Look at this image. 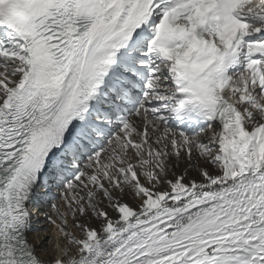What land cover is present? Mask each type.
<instances>
[{
  "label": "snow or ice",
  "instance_id": "6c2138e0",
  "mask_svg": "<svg viewBox=\"0 0 264 264\" xmlns=\"http://www.w3.org/2000/svg\"><path fill=\"white\" fill-rule=\"evenodd\" d=\"M0 264H264V0H0Z\"/></svg>",
  "mask_w": 264,
  "mask_h": 264
},
{
  "label": "rangeland",
  "instance_id": "374dc122",
  "mask_svg": "<svg viewBox=\"0 0 264 264\" xmlns=\"http://www.w3.org/2000/svg\"><path fill=\"white\" fill-rule=\"evenodd\" d=\"M45 227H47L48 231H44ZM45 227L39 228L37 230V232H34V234L32 235L33 239L36 240V236L37 235H41V233L45 234V238H47L50 234H51V225L48 227V225H45ZM37 241V240H36Z\"/></svg>",
  "mask_w": 264,
  "mask_h": 264
},
{
  "label": "bare ground",
  "instance_id": "6f19581e",
  "mask_svg": "<svg viewBox=\"0 0 264 264\" xmlns=\"http://www.w3.org/2000/svg\"><path fill=\"white\" fill-rule=\"evenodd\" d=\"M41 226H43V227H45V224H44V222L43 221H41V224H40ZM50 225H48V227H49ZM40 236H42V237H44L45 238V234L44 233H41V235ZM29 238L34 242V243H36L37 244V248H38V250H39V242L38 241H36L35 239H33V237H32V235H30L29 236ZM45 259H48V257H45Z\"/></svg>",
  "mask_w": 264,
  "mask_h": 264
}]
</instances>
